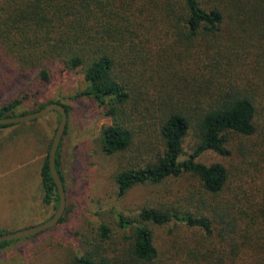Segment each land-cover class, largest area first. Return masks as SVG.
I'll return each instance as SVG.
<instances>
[{
  "label": "trees",
  "instance_id": "obj_1",
  "mask_svg": "<svg viewBox=\"0 0 264 264\" xmlns=\"http://www.w3.org/2000/svg\"><path fill=\"white\" fill-rule=\"evenodd\" d=\"M1 9L0 68L15 79L37 72L42 83L50 82L55 64L67 73L84 71L87 88L80 97H91L113 119L100 136L103 153L113 157L135 145L142 150L116 173L119 196L184 175L197 179L207 196L193 208L152 205L137 218L117 213L119 229L129 230L124 241L101 223L94 237L84 236L70 264H156L160 251L153 226L172 222L213 237L220 219L232 216L229 203L219 201L232 177L227 165L201 162V156L231 155L235 135L257 138L254 153L264 164V0H10ZM23 101L16 97L0 107V119L48 105L17 113ZM148 125L154 130L142 139ZM191 133L196 143L189 153L185 143ZM60 148L57 168L66 188ZM48 155L41 167L44 201L57 210ZM69 215L68 207L59 225ZM239 225L237 220L233 227ZM220 230L228 234V225ZM263 237L264 231L253 245L260 255ZM18 241L2 243L0 250ZM181 249L184 264H237L242 256L240 250L223 258L214 257L211 248ZM254 263L264 264V258Z\"/></svg>",
  "mask_w": 264,
  "mask_h": 264
},
{
  "label": "rangeland",
  "instance_id": "obj_2",
  "mask_svg": "<svg viewBox=\"0 0 264 264\" xmlns=\"http://www.w3.org/2000/svg\"><path fill=\"white\" fill-rule=\"evenodd\" d=\"M8 1L0 0V16L5 14L1 8ZM59 66H53L48 83L40 82L37 72L15 79L3 66L0 68V107L23 97L17 113L35 111L43 104L57 101L70 108L60 150L67 208L71 210L66 222L0 250V264H70L84 236L94 237L101 223L114 230L115 240L124 241L123 235L129 230L119 229L117 213L137 218L145 207L163 204L193 208L198 198L207 197L198 180L190 175L161 185H139L119 196L115 175L134 163L142 150L136 151L135 145L131 151L113 157L103 153L100 136L105 127L113 124V119L105 116L91 97H80L87 88L84 71L67 73ZM59 122V114L52 112L38 121L0 131V231L5 234L41 224L56 212L55 203L48 205L44 201L41 167ZM144 130L142 139L149 138L154 129L148 125ZM232 137L231 155L208 152L200 158L201 162H219L229 168L231 183L219 201L223 205L229 203L232 216L226 215L224 222L220 219L213 237H205L202 231L179 222L153 226L160 251L156 264H184L186 256L181 252L184 245L199 247V251L201 247L205 252L211 248L214 257L223 258L230 257L226 252L240 250L242 256L237 264H255V258H264L260 255L262 250L253 247L264 231L263 158L254 153L255 149L259 152L253 146L257 138ZM195 143L196 136L191 133L185 143L186 151L191 153ZM237 220L238 229L233 227ZM225 225L228 234L220 230Z\"/></svg>",
  "mask_w": 264,
  "mask_h": 264
},
{
  "label": "water",
  "instance_id": "obj_3",
  "mask_svg": "<svg viewBox=\"0 0 264 264\" xmlns=\"http://www.w3.org/2000/svg\"><path fill=\"white\" fill-rule=\"evenodd\" d=\"M52 112H57L60 114V122L52 139V143L50 145L49 155H48L50 174L54 180V183L57 187L59 194L58 208L55 214L50 219H48L47 221L41 224L34 225L32 227L17 232L0 235V244L4 242H12V241L27 239L40 235L56 227L60 223L63 216L65 215L67 208L66 188L58 172L57 153L67 129L68 112L66 107L63 104H59L56 102L50 103L46 105L44 108L34 113L26 114L23 116H17V117L2 118L0 119V126L29 123L35 120L45 118Z\"/></svg>",
  "mask_w": 264,
  "mask_h": 264
}]
</instances>
